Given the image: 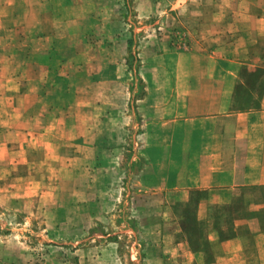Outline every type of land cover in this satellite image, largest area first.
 <instances>
[{"label": "crops", "instance_id": "1", "mask_svg": "<svg viewBox=\"0 0 264 264\" xmlns=\"http://www.w3.org/2000/svg\"><path fill=\"white\" fill-rule=\"evenodd\" d=\"M130 2L138 80L111 103L110 80L83 66L72 113L51 63L56 11L82 8L70 22L91 23L96 0H0V210L66 250L55 264H131L130 246L142 264H195L187 218L221 227L224 205L264 190V3L174 0L156 19L155 1ZM25 254L0 238V264H32Z\"/></svg>", "mask_w": 264, "mask_h": 264}, {"label": "rangeland", "instance_id": "2", "mask_svg": "<svg viewBox=\"0 0 264 264\" xmlns=\"http://www.w3.org/2000/svg\"><path fill=\"white\" fill-rule=\"evenodd\" d=\"M130 1L125 3L120 0L121 6L116 9L115 1L112 0V8L104 9L103 5L106 4V0H96V8L89 10L93 13L94 21L90 23L83 20L77 25L70 22L71 16L82 14L84 9L68 8L65 5L57 8L56 31L58 32L56 36L58 40L57 47L51 53V55L56 54V59H52L51 63L60 62L58 65L60 70L57 74L61 85L58 98L63 103L60 105L62 110L69 108L72 113H79V110L76 111L73 108V102L76 100L73 90L79 89L76 88L77 85L82 87L76 80L81 75L85 76V69L79 73L83 66L86 68L90 65L95 66L94 80L104 78L110 80L108 85L110 86L111 103L124 95L123 87H130L131 83L133 86L135 80H138V45L144 33L136 22V15L132 11ZM153 1L160 6L155 16L151 17L158 19L172 14L169 9L174 0ZM260 3L263 4L264 0H260ZM101 5L102 8H100ZM259 11L260 9L257 8L256 12ZM118 18L123 19V22H120ZM114 22L116 24H113ZM156 32L154 30V34ZM35 60H38L37 64L47 61V59L37 57ZM122 82L126 84H119ZM17 87L18 84H16ZM20 90H22L21 85ZM105 92L108 90L105 89ZM126 93L129 96V89ZM98 96H103L101 90ZM107 107L108 105L104 106V108ZM117 107H119L118 103H115L114 109ZM134 108V103L132 106L128 104L124 114H131ZM41 157L35 154L32 158L38 161ZM25 171L26 168L19 166L14 174L23 176ZM3 173L4 170H0V175ZM243 190L254 197V200H245L240 197L238 202L224 205L222 208L224 211L218 218L221 221V227H214L205 222L200 225L201 219L191 218L198 226L187 227L185 239L190 240L192 245V248L187 250L188 254L192 253L201 258V260H194L195 264H264V190L261 187L244 188ZM225 209H232L233 217L230 216V211H225ZM11 214L9 211L0 210V238L13 236V241L26 252L25 255L32 264H55L56 260H68L66 250L64 252L53 250L45 242L40 241V237L36 234L38 233L37 226L26 222L21 215L12 216ZM189 220L190 218H187L186 221ZM235 221L238 222V226H235ZM198 227L201 229L200 233ZM9 229L16 231L11 232ZM190 229L191 231L195 229L196 232L190 233ZM181 232L182 240H184V233ZM211 236L216 237V243L210 242L209 237ZM126 251L128 259L134 258L130 260L131 264H142V260H139L141 258L140 248L130 246Z\"/></svg>", "mask_w": 264, "mask_h": 264}, {"label": "trees", "instance_id": "3", "mask_svg": "<svg viewBox=\"0 0 264 264\" xmlns=\"http://www.w3.org/2000/svg\"><path fill=\"white\" fill-rule=\"evenodd\" d=\"M189 221H191V218H190V220ZM192 222H193V220H192ZM191 226H198V224H196V222H194V223H191ZM190 231V233L191 232H196V230L194 229L193 231H191V229L189 230ZM200 231H201V229H200V227H198V232L200 233Z\"/></svg>", "mask_w": 264, "mask_h": 264}]
</instances>
